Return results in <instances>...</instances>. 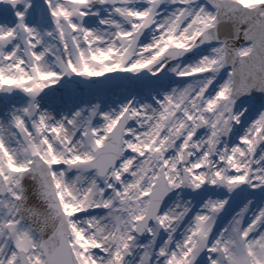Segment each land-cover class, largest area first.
<instances>
[{"label": "snow or ice", "instance_id": "obj_1", "mask_svg": "<svg viewBox=\"0 0 264 264\" xmlns=\"http://www.w3.org/2000/svg\"><path fill=\"white\" fill-rule=\"evenodd\" d=\"M0 264H264V0H0Z\"/></svg>", "mask_w": 264, "mask_h": 264}]
</instances>
